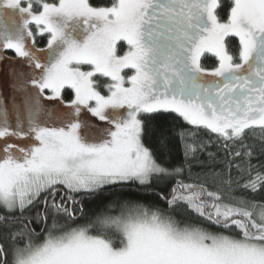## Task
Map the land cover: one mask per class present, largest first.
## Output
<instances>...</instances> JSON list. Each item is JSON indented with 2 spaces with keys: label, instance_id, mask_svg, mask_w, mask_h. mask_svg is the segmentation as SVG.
<instances>
[{
  "label": "snow or ice",
  "instance_id": "1",
  "mask_svg": "<svg viewBox=\"0 0 264 264\" xmlns=\"http://www.w3.org/2000/svg\"><path fill=\"white\" fill-rule=\"evenodd\" d=\"M14 59L0 264H264V0H0Z\"/></svg>",
  "mask_w": 264,
  "mask_h": 264
},
{
  "label": "trees",
  "instance_id": "2",
  "mask_svg": "<svg viewBox=\"0 0 264 264\" xmlns=\"http://www.w3.org/2000/svg\"><path fill=\"white\" fill-rule=\"evenodd\" d=\"M235 43V42H234ZM36 46H38L39 48H44L46 47V41L44 39H41L39 37H37V43ZM7 56L9 57H13L14 54L9 51L6 53ZM16 62H12L11 66L9 64L8 61H0V77H2L0 79V96L3 97L2 102L6 103V102H10V104H15V102L13 101V99H19L18 95L17 97L15 95H11L13 93L11 92H19V96H25L26 93L25 91L19 90V89H14L13 88V83L16 80V77H14L11 73V68L14 67L17 69L18 72L23 73L25 75L32 73L31 68L27 65V63L25 61H23L22 59H15ZM14 61V60H13ZM207 65L211 66L215 63L214 59H210L207 62ZM39 70H35V74L38 75ZM259 135V133L257 134ZM218 149L216 147H213L212 145H209L208 151L210 152H216ZM174 155L179 158L181 155L180 151H176L174 152ZM195 171H199V169H196ZM188 182H194V181H188ZM81 223H84V221H81Z\"/></svg>",
  "mask_w": 264,
  "mask_h": 264
},
{
  "label": "rangeland",
  "instance_id": "3",
  "mask_svg": "<svg viewBox=\"0 0 264 264\" xmlns=\"http://www.w3.org/2000/svg\"><path fill=\"white\" fill-rule=\"evenodd\" d=\"M13 62L15 63L16 60L14 59ZM1 78L2 77H0V79ZM11 93H13L11 95H15L16 97L18 95L19 99H13L15 104H10V102L4 103V102L0 101V105H2V107L4 109L3 112H0V121H2L4 119V116L6 113V117H7L10 125L15 126L17 119H19L26 126L27 125V119H28V112H27L26 107H25V96H22V95L19 96V94H20L19 92H16V93L11 92ZM45 103H47V101H45ZM81 118L84 120H88L93 125L99 124L100 126H105L103 122H98L96 120V118L91 117V115L88 113H81ZM10 142H15V141H10Z\"/></svg>",
  "mask_w": 264,
  "mask_h": 264
}]
</instances>
